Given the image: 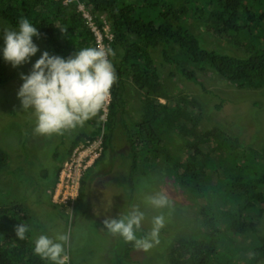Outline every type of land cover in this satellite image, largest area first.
<instances>
[{"label": "trees", "instance_id": "1", "mask_svg": "<svg viewBox=\"0 0 264 264\" xmlns=\"http://www.w3.org/2000/svg\"><path fill=\"white\" fill-rule=\"evenodd\" d=\"M83 1L95 15H107L114 34L113 57L118 63L113 58L112 62L118 79L112 87V102L105 127L108 129L109 123L115 120L111 138L118 131H125L124 135H127L126 139L123 138L126 148L122 147L121 152L116 153L136 157L132 165L134 173L141 172L139 163H144V170L149 171L150 165L164 154L182 188L196 197L203 196L207 203L202 215L206 227L213 233L206 236L197 230L190 237L178 240L170 250V263L239 264L238 252L233 256L229 254L230 246L222 245L224 242L234 245L229 233L250 240L242 247L252 251L245 264H258L259 259L264 260V234L257 229L254 222L257 218H253V214L264 207V151L243 152L242 155V149L245 151L246 148L242 144L244 139L237 136L231 124L226 125V134L220 127L200 130L202 114L205 113L204 102H198L196 98H190L192 102H189L185 97L175 98V102L170 100L169 90L159 76L161 67L170 66L173 70L171 75H175V70L200 87L203 84L197 73L211 72L240 89L254 91L264 88V0ZM21 17L29 19L38 28L40 42L48 48L50 55L66 59L80 48L94 47L93 35L73 4L66 6L63 2L47 0H0V18L4 26L15 29ZM206 34L211 42L205 39ZM210 45L214 47L210 48ZM2 49L0 44V86L17 77L4 60ZM151 51L157 54L151 55ZM128 79L141 94L167 99V104L155 106L149 103L146 106L144 121L135 126L133 134L127 131L124 120ZM154 109L160 111L155 112ZM101 115L102 112L97 116L95 126L98 128L89 137L91 139L99 135ZM118 123L123 128L118 127ZM175 132L188 146L189 155L185 162L176 155H170V148L164 144L165 136ZM227 132L235 137L232 139ZM107 136L104 137L103 155ZM209 143H216L219 150L227 149V161L221 164L220 157L212 160L209 154L203 155L202 149ZM139 148L142 149L138 151ZM201 154L202 160L199 159ZM10 162V157L0 151V172ZM220 165L223 171L217 175L216 186H213L210 184L213 178L204 172L207 168L218 172ZM141 174H144L143 170ZM121 179L125 180V177ZM83 184L84 179L81 189ZM133 191L136 195L135 188ZM3 193L2 190L0 196ZM131 194L127 195L130 199ZM225 204H236L238 211L222 214L219 205ZM29 215L30 210L23 204L13 205L0 198V264H26L29 257L35 256L30 240L34 231ZM20 223L30 226L27 240L16 236L14 227ZM217 234L222 236V242ZM123 246L132 262V253L138 250L132 244ZM35 264L44 262L39 259Z\"/></svg>", "mask_w": 264, "mask_h": 264}, {"label": "rangeland", "instance_id": "2", "mask_svg": "<svg viewBox=\"0 0 264 264\" xmlns=\"http://www.w3.org/2000/svg\"><path fill=\"white\" fill-rule=\"evenodd\" d=\"M3 28L13 27L4 26L0 18V29ZM40 39V37H33V41L38 45L40 51L31 57V62L16 68H13L9 63L10 71L16 72L17 77L0 86V151H4L11 160L9 165L4 166L0 172V192L4 191L0 198L3 202L6 201L13 205L23 204L26 209L32 211V214L30 213L28 216L29 218L31 216L30 222L34 227L31 228L34 231L30 236L31 243H33V238L39 234H47L49 237L55 238L57 233H69L70 240L65 246L68 264H138L139 261V264H171L170 250L178 240L186 236L190 237L197 230H199V234L206 236L213 233L206 227L202 215V210L207 203L203 196L196 197L182 188L176 175L171 171V162L165 159L164 154L158 161L150 165L149 171L144 170V163H139L140 170L141 172L143 170L144 174H141L140 171L134 173L132 165L133 159L136 157L122 156L121 153H116V151L121 152L122 147L124 149L127 143L124 144L126 140L123 138L126 139L127 135H124L125 131H118V134L111 138L112 126L114 129L116 127L115 120L109 123L108 129H105L108 136L104 157L97 167L91 169L86 175L83 189L80 192L81 199H78L71 208L62 207L60 210L53 211L47 207L48 191L55 184L53 183L44 193L41 189H45L42 187L55 180L53 177L55 176L56 163L54 162L55 157L51 155L53 148L51 143L69 145L75 138L69 137L68 134L59 138L34 134L35 117L31 110L28 112L23 110L21 101L18 99L17 92L23 83L20 74H28L41 54L44 51L49 52L48 48L41 44ZM205 39L208 42L212 41L207 34ZM0 44L4 46L2 30H0ZM209 47L214 46L210 45ZM113 51L115 53V50ZM150 54L157 53L151 51ZM112 58L118 63L113 56L111 60ZM157 64H160L158 60ZM172 72L170 66H163L159 69L160 80L169 90L170 100L175 102V98L185 97L189 98V102H192L190 98L204 102L205 113L202 114L200 130L208 131L213 130L214 127H220L221 131L226 134V125L231 124L232 130L236 132L237 136L244 139L242 144L244 143L243 146L246 148L245 151L242 149V155L243 152L250 154L251 151H264V88L254 91L240 89L211 72L197 73L198 80L203 84V87H200L181 77L175 70V75H171ZM126 89L124 120L128 126L127 131H131L133 134L135 126L144 121L147 112L146 106L149 103L155 106L164 105L167 104V99H157L144 93L141 94L131 79H128ZM218 106H220L219 109ZM154 110L155 112L160 111V109ZM119 125H121L120 123H118V127L123 128L122 125ZM83 127L86 132L89 128L88 121ZM67 130L71 131V129ZM227 133L232 139L235 137L232 133ZM164 141V144L170 148V155H176L178 159L181 158L182 162L186 161L189 155L188 146L180 136L176 135V132L166 135ZM140 149L142 148H139L138 151ZM227 153V149H217L216 143L204 145L202 149V154H209L212 160L220 157L221 164L227 161ZM202 154L199 157L200 160H202ZM138 160L137 157V162ZM217 171L214 172L207 168L204 172L207 177L213 178L210 181L213 186H216L217 175L222 174L223 167L220 165ZM96 175H103L97 178L100 183H95V186L90 183L88 188L91 177ZM122 177H125V180H122ZM133 188H135L136 195H133ZM91 190L97 197L104 199L105 204L106 200H110L108 201L110 210L99 209L98 211L97 208H94L95 201ZM130 193H132V199L127 196ZM156 193H164L168 197L170 205L156 209L146 204L145 197ZM205 193H210V191ZM33 199H36L35 204ZM133 205L139 206L140 210L145 213L139 237L150 231L153 216L163 214L166 224L159 233V244L147 252L142 250L140 253L133 252V261L131 262L127 256L126 247L124 249L123 246L128 247L131 243H125L122 237L109 233L103 220L109 216L118 217ZM219 209L222 214H225L229 211H238V206L225 204L219 205ZM253 215V218H257L254 221L257 224V229L264 234V207ZM221 217L223 218L225 215ZM222 229H225L224 225H222ZM221 237L217 234L218 239ZM229 237L233 239L234 245L231 246L229 242H224L222 245H229L231 248L229 254L233 256L238 252L237 261L239 264L247 263L252 256V251L244 250L242 247L249 244L250 240L234 236L232 233H229ZM222 240L221 238L220 241L222 242ZM39 259L38 256H31L26 264H35ZM43 262L50 264L47 261ZM258 264H264V260L259 259Z\"/></svg>", "mask_w": 264, "mask_h": 264}, {"label": "clouds", "instance_id": "3", "mask_svg": "<svg viewBox=\"0 0 264 264\" xmlns=\"http://www.w3.org/2000/svg\"><path fill=\"white\" fill-rule=\"evenodd\" d=\"M0 30L4 39L3 58L13 68L31 62V57L40 51L33 41L40 32L29 19L21 17L15 29ZM114 55L110 47H83L66 59L44 51L28 74L21 73L23 83L17 96L23 110H31L35 117L33 133L41 136L63 134L64 130L83 126L97 117L118 79L110 59ZM99 119L102 121L104 117L101 115ZM145 203L156 209L170 205L164 193L146 196ZM144 219L145 213L133 205L118 217H106L103 224L112 235L122 237L138 251L147 252L159 244V233L166 219L163 214L153 216L150 231L138 237ZM14 231L20 240H27L31 229L27 223H20ZM69 240V233H57L55 238L39 234L32 241L33 254L50 264H68L65 246Z\"/></svg>", "mask_w": 264, "mask_h": 264}, {"label": "built area", "instance_id": "4", "mask_svg": "<svg viewBox=\"0 0 264 264\" xmlns=\"http://www.w3.org/2000/svg\"><path fill=\"white\" fill-rule=\"evenodd\" d=\"M54 1H63L64 5H75L76 11L93 35L94 47H110L113 49L114 34L111 31V25L106 14L95 15L87 3L82 0ZM111 102L112 89L110 97L101 111L104 119L100 120L99 135L93 139L88 138L81 142L61 165L55 185L48 191L49 198L54 206L71 208L79 199L82 180L104 152L105 124L108 120Z\"/></svg>", "mask_w": 264, "mask_h": 264}, {"label": "crops", "instance_id": "5", "mask_svg": "<svg viewBox=\"0 0 264 264\" xmlns=\"http://www.w3.org/2000/svg\"><path fill=\"white\" fill-rule=\"evenodd\" d=\"M97 121V117L91 119L88 121V125H89V128L86 130L83 129L84 127L83 126H78L74 129H71V131L69 132V130H64L65 133L64 134H52L50 136L52 137H61V136H66V134L69 135V137L71 138H75L69 145H66V144H61V145H58V143H51L52 145V156L55 157V163H56V171H54L55 173V176L53 177L55 180L54 182H50L49 184H47L46 186L42 187V188H45V189H41V191H43V193L45 192V190H48L50 188L51 185H53V183L55 184L56 180H57V176H58V173H59V170H60V166L69 158V156L71 155V152L73 151V149L78 145L80 144V142H82L86 137H91L93 136L96 131H97V128L98 126L96 127L95 126V122ZM87 134V135H86ZM104 155L102 156V158L96 163V165L92 168H96L97 165L100 163V161L103 159ZM99 176H103V175H96L94 176L93 178L91 177V180L89 182V185H88V188L90 187V183L92 185L95 186V183H100L99 181H97V178ZM105 176H108V175H105ZM85 179V178H84ZM95 181V182H94ZM102 184V183H101ZM104 186V185H102ZM83 189V187H82ZM91 194L94 198V208H97V210L99 211V209H103V210H110L109 208V205H108V201L110 200H106V204L104 202V199L102 198H99L95 195L94 191L91 190ZM82 195V194H81ZM38 199V198H36ZM36 199H33V203L35 204V200ZM81 199V196L79 198V200ZM102 199V200H101ZM100 200V202H99ZM79 202V201H78ZM99 202V203H98ZM97 206V207H96ZM47 207L50 209V210H53V211H57V209L60 210V207H56L54 205H52L51 203V200L48 196V202H47ZM30 213L32 214V211H30ZM102 216V215H101ZM30 219H31V216H30ZM34 228V227H33ZM141 250L138 251V253H140ZM140 263V261L138 262V264Z\"/></svg>", "mask_w": 264, "mask_h": 264}, {"label": "flooded vegetation", "instance_id": "6", "mask_svg": "<svg viewBox=\"0 0 264 264\" xmlns=\"http://www.w3.org/2000/svg\"><path fill=\"white\" fill-rule=\"evenodd\" d=\"M58 207V206H57Z\"/></svg>", "mask_w": 264, "mask_h": 264}]
</instances>
